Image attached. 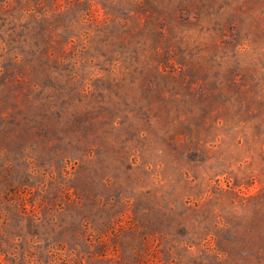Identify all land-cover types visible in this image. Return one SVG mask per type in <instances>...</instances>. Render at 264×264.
Here are the masks:
<instances>
[{"label": "rangeland", "instance_id": "obj_1", "mask_svg": "<svg viewBox=\"0 0 264 264\" xmlns=\"http://www.w3.org/2000/svg\"><path fill=\"white\" fill-rule=\"evenodd\" d=\"M0 264H264V0H0Z\"/></svg>", "mask_w": 264, "mask_h": 264}]
</instances>
